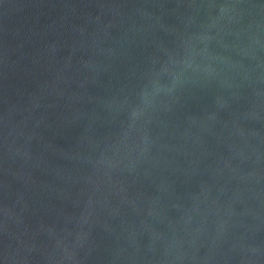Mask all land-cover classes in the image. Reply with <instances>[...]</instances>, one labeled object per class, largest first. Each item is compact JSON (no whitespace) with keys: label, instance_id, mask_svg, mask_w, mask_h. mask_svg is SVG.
Listing matches in <instances>:
<instances>
[{"label":"water","instance_id":"water-1","mask_svg":"<svg viewBox=\"0 0 264 264\" xmlns=\"http://www.w3.org/2000/svg\"><path fill=\"white\" fill-rule=\"evenodd\" d=\"M0 264H264V0H0Z\"/></svg>","mask_w":264,"mask_h":264}]
</instances>
